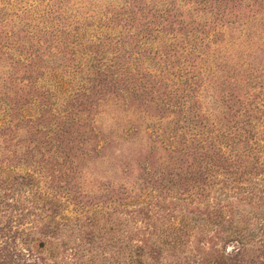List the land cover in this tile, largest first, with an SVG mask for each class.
Returning a JSON list of instances; mask_svg holds the SVG:
<instances>
[{
  "label": "rangeland",
  "instance_id": "1",
  "mask_svg": "<svg viewBox=\"0 0 264 264\" xmlns=\"http://www.w3.org/2000/svg\"><path fill=\"white\" fill-rule=\"evenodd\" d=\"M0 264H264V0H0Z\"/></svg>",
  "mask_w": 264,
  "mask_h": 264
}]
</instances>
